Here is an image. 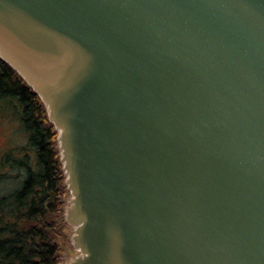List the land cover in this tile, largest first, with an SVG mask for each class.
Masks as SVG:
<instances>
[{
    "label": "water",
    "instance_id": "obj_1",
    "mask_svg": "<svg viewBox=\"0 0 264 264\" xmlns=\"http://www.w3.org/2000/svg\"><path fill=\"white\" fill-rule=\"evenodd\" d=\"M69 196L66 264H264V0H0Z\"/></svg>",
    "mask_w": 264,
    "mask_h": 264
},
{
    "label": "trees",
    "instance_id": "obj_2",
    "mask_svg": "<svg viewBox=\"0 0 264 264\" xmlns=\"http://www.w3.org/2000/svg\"><path fill=\"white\" fill-rule=\"evenodd\" d=\"M4 102L14 110L28 141L18 159L14 151L3 158V163L12 161L25 170L26 177L17 190L0 196V264H59L60 243L68 246L69 227L62 215L69 193L63 185L57 134L39 97L0 59ZM61 232L63 239L57 237Z\"/></svg>",
    "mask_w": 264,
    "mask_h": 264
},
{
    "label": "rangeland",
    "instance_id": "obj_3",
    "mask_svg": "<svg viewBox=\"0 0 264 264\" xmlns=\"http://www.w3.org/2000/svg\"><path fill=\"white\" fill-rule=\"evenodd\" d=\"M27 141L26 131L15 116L14 110L8 107L5 102L0 103V196L17 190L16 188L21 186L22 181L26 177L25 170L12 166V161L3 163V158L9 152L14 151L17 154L15 158L18 159V152L26 146ZM30 164H34V162ZM57 237L63 239L64 234L61 232ZM64 243L65 241L60 243L62 244V249L59 256V264H66L72 254H74V251H71L69 240L66 248L63 247Z\"/></svg>",
    "mask_w": 264,
    "mask_h": 264
},
{
    "label": "flooded vegetation",
    "instance_id": "obj_4",
    "mask_svg": "<svg viewBox=\"0 0 264 264\" xmlns=\"http://www.w3.org/2000/svg\"><path fill=\"white\" fill-rule=\"evenodd\" d=\"M71 251H72V249H71Z\"/></svg>",
    "mask_w": 264,
    "mask_h": 264
}]
</instances>
